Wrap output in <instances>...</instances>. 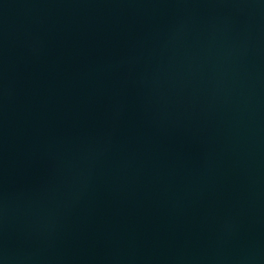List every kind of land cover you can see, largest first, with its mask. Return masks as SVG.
I'll list each match as a JSON object with an SVG mask.
<instances>
[{"label": "water", "instance_id": "water-1", "mask_svg": "<svg viewBox=\"0 0 264 264\" xmlns=\"http://www.w3.org/2000/svg\"><path fill=\"white\" fill-rule=\"evenodd\" d=\"M0 264H264V0H0Z\"/></svg>", "mask_w": 264, "mask_h": 264}]
</instances>
